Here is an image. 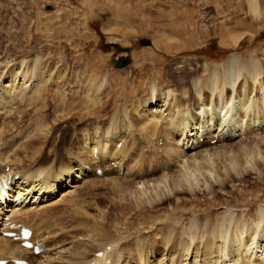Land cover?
Here are the masks:
<instances>
[{
    "label": "bare ground",
    "instance_id": "6f19581e",
    "mask_svg": "<svg viewBox=\"0 0 264 264\" xmlns=\"http://www.w3.org/2000/svg\"><path fill=\"white\" fill-rule=\"evenodd\" d=\"M192 1L195 0H174L171 10L186 9ZM197 2L216 7L218 1ZM232 3L237 11L247 8L252 17H262L261 0L229 2ZM96 6L98 10L97 3ZM114 8L108 5L104 9L113 12ZM115 10L125 13L124 8ZM53 18L44 20L47 25L37 17L36 33L56 27L53 21L49 22ZM31 32L33 29L22 34H29L33 44ZM242 35L240 31H226L220 43L227 45L232 40L236 44ZM43 37L52 40L50 35ZM74 38L81 40L83 33L75 31ZM166 41L167 38L165 42L154 40L159 57L147 50L133 54L139 63L131 72V83H135L132 90L131 84H125L118 74L105 78L103 63L100 64L104 57L94 56L93 51L80 55L87 67L99 71L87 69V80L85 77L84 81H73L79 84L77 87H71L65 79L59 81L65 71H60L56 63L65 57L64 51L59 52L57 61H47L49 69L37 53L28 66L26 58L13 63L12 57H0V168L9 167L0 174V259H7L6 264L29 257L33 259H28L31 263L27 260L30 264H264V134H257L264 131V61L259 58H264V48L259 56L256 51L250 52L246 60L241 53L232 51L222 65L202 66L186 59L176 60L172 65L179 69L192 66L187 72L189 82L185 77L179 83L171 82L168 78L177 70L171 67L162 79L164 83L149 84L148 98H136L134 93L145 89L135 76L136 69L155 70L162 64V55L177 54L188 42L183 45L180 40L174 44ZM15 47L18 50L20 45ZM78 48L75 44L74 54H78ZM205 71L209 76L204 82ZM122 90L131 91L130 95L123 96L115 114L111 111V115L101 118V111L109 105L107 98L117 102ZM192 93L199 97L191 105L188 98ZM27 100L31 101L28 108L34 106L33 116L27 113ZM14 117L20 122L27 118L26 125L22 128ZM52 126L55 129L51 136ZM58 131L64 137L53 144L51 140ZM242 134L255 137L235 141ZM214 135L221 146L201 150L210 145ZM159 136H163L162 146L155 143ZM201 138L207 140L204 145L199 143ZM60 145L66 147L63 153ZM38 158L42 161L32 165ZM112 162L115 167L110 165ZM15 165H19L17 169ZM97 169H101V174L95 172ZM52 171L59 173L54 177L31 176ZM250 172L255 174L254 181L249 179ZM234 183H239L240 188L226 190L225 186ZM198 186L210 195L203 208L195 197ZM101 187L104 191L101 189L99 195L105 205L91 200V191ZM2 189L7 198L2 197ZM185 194L188 198L183 197ZM57 195L60 197L56 200ZM51 202V208L61 213V222L55 229L42 224L39 230V221L32 220V210L41 211L43 208L38 207L46 208ZM255 204L257 219L243 220L242 215L248 211L241 209L252 210ZM209 205L212 207L207 209ZM107 208L116 213L111 214ZM126 211L141 213V219L144 215L151 218L140 221L141 226L134 231V224L125 217ZM18 223L32 230L30 240L41 247L38 254L33 248L23 247L19 240L3 236L5 231L19 232L15 228ZM42 227L48 228L50 234L41 231ZM56 230L61 231L58 236ZM68 238L72 239L68 245L51 254L53 245Z\"/></svg>",
    "mask_w": 264,
    "mask_h": 264
},
{
    "label": "rangeland",
    "instance_id": "374dc122",
    "mask_svg": "<svg viewBox=\"0 0 264 264\" xmlns=\"http://www.w3.org/2000/svg\"><path fill=\"white\" fill-rule=\"evenodd\" d=\"M173 1L174 0H170V1L169 0H165V1L164 0H37V1L32 0L31 2L30 0H0V57L2 59H4L7 56L12 57L15 59V60L13 59V63L14 62L19 63L20 61H22L21 60L22 58H26L27 66H28L29 62H31V65H32L33 58L35 57V54L37 53L39 56H42L41 63H43V66H47V69H49L47 61H50V60L57 61L59 52L64 51L63 56L65 54V57H61L60 58L61 62L59 61L58 63H56L58 68H60V71H65V74L63 73V76L59 78V81L65 79L66 83L71 85V87H77L79 85L77 84L78 82H81V80L84 81L85 77H87L86 80L88 79L89 74H90V73H87L88 71L90 72V70L91 71L96 70L97 72L98 70L94 68L91 69V67H87L84 64L85 63L84 58L80 55V52L81 54L85 55L89 51H93L94 56L101 55L104 57V62L101 61L100 64L103 63L102 67L104 68L103 69L104 71L102 72L104 73L105 78L112 77V74H118L120 78H124L125 84H127L128 86L131 84L130 90H132L133 89L132 86H134L135 83H131L133 81L130 78L132 77L131 75L134 74L131 72L136 67L135 63H139V59L138 58L135 59L133 54L147 50V51L155 52L157 56L159 57L160 52L154 47V40L156 39H161V41L165 42L167 38L166 42L168 43L170 42L169 44H174L177 41L179 42L180 40V43H183V45L188 41L187 43L189 45L187 43L184 45L186 48V49L184 48L185 50L184 49L179 50L177 54L173 53V54H168V55H162L161 57V59H163L162 64H158L157 66H155V70H153L152 68L148 70L146 68L144 70L141 68L136 69L135 76L137 79H139L141 84H144L142 88L143 89L145 88V89L143 91L135 92L134 95L136 96V98L143 100L145 98H148L149 96L148 94V92L150 91L149 84H151L152 82H155L156 84L164 83L162 79H165L167 73L168 74L170 73L169 68L171 69V67H173L174 69L175 66H173L172 64L176 60L186 59V60L191 61L193 65H196L197 63L198 65L200 64L202 66H207V65L210 66L213 64L214 65L224 64L228 57V54L232 51L241 53L244 56V60H246L245 58L250 54V52L252 53L256 51L258 53V56L263 53V48H264L263 47L264 46V14H263L264 13V9H263L264 0H261V4H260L262 6V17L261 18L252 17L249 11L247 10V8L245 9L243 8L244 9L243 11L235 10L233 8L234 3L229 4V2H236L237 0H227V1L224 0L223 2L220 0H217L218 2H217L216 7L215 6L212 7L210 5H201L200 4L201 2H197V0H195V1H192V4L188 5V8L186 9L178 8V9H175L174 11L171 10V5H173V3L171 2ZM90 3L93 5L92 7ZM96 3L98 4V10H95L97 8V6L95 7ZM169 3H171L170 6H169ZM99 5H100V9H99ZM108 5L113 8L115 7L113 11L114 13L109 11L108 9H104ZM229 5H231L232 8H230ZM122 7L124 8L125 13H117L115 9L120 11L121 9H123ZM88 9L89 10L91 9L92 11L91 10L89 11ZM215 11L217 12L215 13ZM51 16L54 18L55 17L58 18V20L53 18L52 20L49 21V22L53 21L54 22L53 24H57V25L59 24L58 26L55 25L58 29L56 27L51 28L50 26V30H49L50 32L46 31L43 28L42 30H44L45 33L42 30H37V33H36L35 31L37 29L36 18L38 17L42 21H44L46 18H52ZM72 21H73V24H72ZM238 21L241 24H238ZM77 22H79L80 24L78 23L75 26ZM45 23L48 25L47 22ZM63 23H65L66 28H64L65 25L63 26ZM27 25L29 26L28 28L26 27ZM67 25L71 28H68ZM26 28L28 30L33 29V33L31 32L30 35L34 36L35 38L33 41V44L34 45L36 44L35 46L31 43L32 39L29 37V34H26V35L22 34L24 30L28 31ZM56 29L58 33H56ZM161 29H163L164 32ZM204 29H206V31ZM229 30H233L235 32L240 31L243 33V35L240 39H238L236 44H233L231 40L229 41L230 43L227 41V45H221L220 40L222 39V35L224 34V32L226 33V31H229ZM75 31L76 32L78 31L81 34L83 33V38L81 40L74 38ZM46 35H50V38L52 40H50L49 38L45 39L43 36H46ZM53 35H56V36H53ZM86 35H89L88 36L89 38L86 37L85 39ZM52 36L58 37V39L54 40ZM68 37H71L69 38L70 40L68 39ZM182 37L183 39H180ZM66 38L68 39V41ZM36 39L38 41H36ZM141 39L148 40L149 44L148 45L142 44L140 42ZM75 44L80 46V49L78 48L79 49L78 54H74V51H73ZM14 45L15 46L17 45V47L18 45H20V48H18V50L21 49L22 50L21 53L18 52V50L16 49ZM13 46L15 49L11 48ZM123 49H128L129 51L125 52L123 51ZM6 50H13V51H10L9 53ZM22 53L27 54V56L24 57L25 55L23 56ZM121 55L123 56L127 55L130 58V62H129V65L119 69V68L114 67L113 60L117 59ZM259 58L262 60V62L264 61V58L262 56H259ZM89 59L91 61L94 60V58L92 57H89ZM79 66L81 67V69ZM175 68L177 69L176 72H173V75L170 76V78L168 79L173 83H179L181 82V78L185 77V80L189 82L188 78L190 77L187 75L189 68L188 69L186 67L182 69H179V67H175ZM144 72H146L147 75H142V73ZM164 73L166 74L164 75ZM203 75L205 76V78H203V81L205 82L208 80L209 74L208 72L205 71ZM6 79L7 78H3V80H6ZM73 81L77 83H73ZM2 83L4 84L6 82H2ZM125 92H127V90H122V92L118 94L119 97L118 96L116 97L117 98V102H115L116 105L113 101L114 99L112 100V97L107 98V102L109 100L108 102L109 105L105 107V110L101 111V114H100L101 118L105 119L107 115L109 116L112 113L115 114L114 112L116 111V109L118 110L119 107H121L122 105L121 102L123 101V96L130 95L129 93L131 91H129V93H125ZM155 94H152V96L154 97ZM194 94L188 98V101L191 105L195 102L196 98L199 97V95H197L198 93H194ZM153 97L151 98L153 99ZM24 103L26 105V110H27L28 115L29 116H33V114L35 115L34 106H32L31 108H28L31 106V101L27 100ZM116 106L118 108H116ZM111 111L112 113H110ZM117 115L120 116V114L118 113ZM13 119L17 121L18 124L21 123L19 126H22V128H23V125H26L25 120L27 118H25L23 122H20L18 117H14ZM9 125H10L9 127H11L12 123H9ZM57 125L59 127L62 126L61 123H58ZM77 128L79 129V127ZM54 129H55V126H52L51 130L49 131V135L52 136ZM261 131L262 130L257 132L259 136L264 134V131L262 132ZM72 132L73 131H70V133ZM70 133H68L67 135V138L69 139L71 137ZM56 136L57 137H54V139L51 140L53 144L57 143L59 137L61 138L64 137V134L62 133V131L60 132L58 131L56 133ZM238 136L239 135H237V138L235 141H238V140L247 141V140H250V138L255 137L254 135L246 136L244 134L240 135L239 137ZM9 137L10 135L7 137V139ZM211 139H212L210 141L211 146L210 145L202 146L201 150H203L205 147L212 148L213 146V147L219 148L218 146L219 145L221 146L220 144L221 142L219 140L216 141L217 137L215 135ZM205 141L207 142L206 139H204L203 141V139L201 138L199 143L204 145ZM162 142H163V136L162 137L159 136V138L155 140V143L157 144V146H162L161 145ZM120 146L121 144L118 143L116 145V148H118L119 150ZM59 148H60L59 151L61 150L60 151L61 153H63L64 150L66 149V147H64L63 145H60ZM43 157H46V156L43 155ZM40 161H42V158H38L37 161L32 163V165L37 166L36 164H38V162ZM110 165L112 166L113 162ZM18 166L19 165H15L14 167L16 168ZM113 166L115 167V165ZM0 169H1L0 174H3L4 171L9 170V167H6L5 169H2L1 167ZM58 173L59 171L44 172L38 175L34 173L31 176L38 177V176L46 175L47 177L49 176L54 177ZM249 174H250L249 175L250 181H254L253 180V178L255 177L254 172L253 173L250 172ZM118 176L120 178L123 177L122 170L119 172ZM238 185L239 183H234V184H229L228 186H225V187H226V190L230 191V190L235 189V187L240 188ZM215 186H213L214 189H216ZM197 188H199V192H198L199 194L196 195L195 197L198 199L197 202H200V207L203 208L204 200L208 201L210 199V195L205 194L203 192L204 187L198 186ZM101 189L104 191L103 187H101L99 191L96 189L94 191H91V196H92L91 200H93L95 203L103 205L104 203L106 204V202L103 200V197L99 195L100 191H102ZM217 191L220 192V189ZM220 195L222 197H226V194H220ZM56 197H57L56 198L57 200L60 196L57 195ZM183 197L188 198V195L185 194L183 195ZM52 204L53 202L47 205L46 208L42 206L38 207V208H43L41 209V211L32 210V212L35 213L33 215L35 217L32 220L39 221L37 223V228L39 230H40V225L42 224L48 225L51 229H55L59 226L61 222V219H60L61 213L52 209L51 208ZM169 204L170 203H165V205H169ZM61 206L62 205H57V207H61ZM211 207L212 206L209 205L207 209ZM257 208H258V205L255 204L253 205L252 210H250L248 207L241 209L242 211L243 210L248 211V214L244 213L241 218H243V220H246L249 217L250 219H257V216H258ZM107 209L110 210L111 214L116 213V210H113L111 208H107ZM87 211L90 212L91 214H94L95 212V211H91L90 209H88ZM158 213H161V212H158ZM19 217L20 216H18V218ZM26 217L30 218L31 216H23V218H26ZM125 217L129 218V220L134 224L135 226L134 231H136L141 226L140 221H144V220L151 218L149 215H144L143 219H141L142 217L141 213L139 212L129 213L128 211H126ZM5 219L7 218L5 217L4 220ZM44 230L46 231L47 234H50V231L48 228L46 229L45 227H42L41 231H44ZM60 233H61L60 230H56V236H58ZM149 237L151 239V236ZM71 240H72L71 238L66 239V241L62 240L61 241L62 243L59 242L56 244V246H54L52 243L53 245L52 247H54V250H52L51 254H53L55 250H59L61 246L68 245ZM18 255L19 254L16 253V257H18ZM28 259L31 261L32 258L30 259L29 257Z\"/></svg>",
    "mask_w": 264,
    "mask_h": 264
},
{
    "label": "water",
    "instance_id": "95a60500",
    "mask_svg": "<svg viewBox=\"0 0 264 264\" xmlns=\"http://www.w3.org/2000/svg\"><path fill=\"white\" fill-rule=\"evenodd\" d=\"M142 44L144 45H148L149 44V41L148 40H144V39H141L140 41ZM124 51L128 52L129 50L128 49H123ZM130 62V58L126 55V56H119L117 59L113 60V63H114V67L116 68H122V67H125L129 64Z\"/></svg>",
    "mask_w": 264,
    "mask_h": 264
}]
</instances>
